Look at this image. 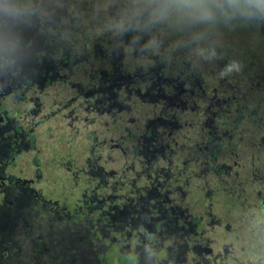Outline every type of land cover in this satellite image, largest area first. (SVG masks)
I'll use <instances>...</instances> for the list:
<instances>
[{"label": "flooded vegetation", "instance_id": "1", "mask_svg": "<svg viewBox=\"0 0 264 264\" xmlns=\"http://www.w3.org/2000/svg\"><path fill=\"white\" fill-rule=\"evenodd\" d=\"M164 2L108 0L114 29L105 32L96 15L81 33L84 41L70 49L74 61L70 56L64 63L53 61L40 75L69 82V75L61 76L59 70L74 69L89 58L101 69L96 83L70 81L77 93L63 106L72 129L85 128L79 125L83 123L105 131L90 129L95 145L72 174L76 180L86 165L88 186L73 204L82 201L86 222L95 213L116 219L124 212L134 215L135 226L126 224L130 230L121 219L96 228L100 236L94 250L102 248L114 264H264V0H214L208 4L211 17L197 19L199 24L174 8L161 14ZM233 60L241 71L221 77ZM89 67L85 69H95L93 63ZM81 98L84 102L73 109ZM239 171L241 179L221 187L226 192L220 196L222 210L217 215L204 210L200 202L219 194L207 189L209 181ZM124 182L130 185L124 188L130 190L125 201ZM0 184L6 185L4 176ZM154 206L161 213L160 226L143 230ZM237 207L242 253L207 229L216 223L225 240L228 235L237 239L230 226ZM137 208L144 217L140 230ZM144 232L156 237L145 239ZM122 248L125 260L118 255Z\"/></svg>", "mask_w": 264, "mask_h": 264}, {"label": "trees", "instance_id": "2", "mask_svg": "<svg viewBox=\"0 0 264 264\" xmlns=\"http://www.w3.org/2000/svg\"><path fill=\"white\" fill-rule=\"evenodd\" d=\"M76 1L80 9L73 17L67 14L63 1L60 2L59 6L65 10L64 12L58 8H56L57 11H53V7L46 8L45 5L38 8L36 1L31 2L32 6H27V0H0V3L17 4L21 10V15L15 19L10 18L9 20L0 15V67L6 66L7 69L5 70L13 76L11 80H4L3 73L0 74V79L6 81L2 84L0 82V113L4 115L3 118L7 119L5 120L6 124L9 123L10 116L7 113V107L3 104L5 94L11 92L17 93V96H22L23 93L21 94V92H26L29 85L34 81L28 75L20 76L23 71L22 68L27 65V61H31L30 67L28 66L27 69H38L39 66H44L45 62H48L49 68L53 61L56 64H58L59 59L62 63L66 62L67 56H70L71 62L74 61L73 52L75 50L70 49L84 41L85 35H81V33L86 32L95 23L96 18L95 9L89 8L86 0ZM50 9V13L45 12V10ZM41 12L50 19L42 18ZM53 13L58 15L55 27H53ZM34 17H37V20L34 19L33 26H43L42 31H39V28L33 34L36 42L39 41L37 42L39 43L38 48L31 46L33 44L31 41L21 40L17 30L20 21L25 19L27 24H32L31 21ZM63 18L65 20L61 21ZM14 54L15 57H13ZM45 74L46 71H39V75L44 76ZM48 78L49 75L45 80L47 85L50 83V78ZM36 125L38 122L33 121L25 129L15 123L13 131L6 129L2 133L1 136L7 139V145H0V176H4V178H6L5 176L8 178L12 176L13 173H8L7 165L9 163L14 165L15 156L26 152L27 149L34 148L36 140L34 128ZM6 156L8 159H5ZM36 173L40 175L41 171L37 169ZM11 185H7V189H5L6 185L0 184V191L3 190L2 195H6L0 199L3 201L0 202V264H81V261L86 258L88 260L86 264H114L109 260V254H103L102 248L99 247L96 251L94 250V243L100 236L96 228L102 227L103 223L115 224L119 219L123 221L124 228L129 229L126 224L135 226V223L131 221L134 215H130V212L129 214L124 212V215L117 219L98 216L95 213L91 216L92 219L88 218V222H86L85 213H82L84 211L82 201L73 204L62 195L58 198V202H53V205L48 202L47 197L38 198L37 194L31 193L33 191H30L31 199L28 197L22 201L15 198V200L8 199V196L12 197ZM122 188L124 191H122V200L125 201L128 199L126 197L130 195V190H124V188H130V185L128 182H124ZM38 192L41 193V191ZM151 192L155 195L154 190ZM139 196L137 195L138 201L143 199V197L138 198ZM128 202L126 201L125 204ZM139 204L145 205V201L139 202ZM7 206H11L12 209H7ZM150 210L151 212L144 220L143 230L160 226L162 221L161 213L155 206ZM137 211H139L137 224L140 230L142 226L140 221L144 217L140 216L141 210L139 208ZM132 213L134 212L132 211ZM165 228L166 225L163 224L162 229ZM138 229L135 228L134 230ZM121 233L123 236L126 234L124 230ZM145 235V239L156 237L154 233H146ZM126 253L131 254L129 250ZM124 254L122 248L118 255L123 260L126 258V254ZM111 257L114 258L113 255ZM117 264L120 263L117 262Z\"/></svg>", "mask_w": 264, "mask_h": 264}, {"label": "rangeland", "instance_id": "3", "mask_svg": "<svg viewBox=\"0 0 264 264\" xmlns=\"http://www.w3.org/2000/svg\"><path fill=\"white\" fill-rule=\"evenodd\" d=\"M36 1V7L41 8L45 5L46 8L53 7V11L55 8H60V2L63 1V6L69 16H75L79 11V4L76 0H27L28 5L32 6V3ZM89 4V8L95 9V15L100 14V19L96 22L97 24H104L105 32L107 30L114 29V24L111 20L108 19L107 15V2L108 0H87ZM120 1V0H117ZM32 2V3H31ZM26 6V7H27ZM65 10L61 9V12ZM46 13H50V10H45ZM42 18H47L48 16L45 13H40ZM64 14V13H63ZM103 14V15H102ZM99 16V15H98ZM58 15L53 13V19L57 18ZM34 17L31 21L32 24H27L25 19L18 23V35H20V39H25L27 42L31 41L35 48H38L39 41L36 42L35 38H33V34L37 29L39 31L43 30V26L34 27ZM10 20V18L7 17ZM50 19V18H47ZM196 19L197 18H192ZM65 18L61 19L64 21ZM26 23V24H25ZM201 23L197 20V24ZM32 25V26H31ZM93 25V24H92ZM34 39V41H33ZM43 51V50H42ZM15 57V54L13 55ZM30 58V57H27ZM89 58L85 63H76L74 64V69H60L59 74L61 76L69 75L67 81H73L75 83L85 82V84L90 83L93 84L98 79V62L90 60ZM50 62V60H49ZM31 61H27V65L23 67V71L20 76L24 77L25 75L30 76L34 81L29 85V88L26 92L23 93L22 96H17V93L8 92L5 94L3 99V104L7 107V113L10 118L8 119V124L5 123L6 118H3V114L0 113V145L3 146L7 143V139L3 138L1 135L7 129L9 131H13V126L15 123L20 125L23 128H28L31 122H38V125L34 128V134L36 136L34 148L27 149L26 152H22L19 155L15 156L14 162L12 165L9 163L8 173H13L12 176L6 177V188L7 183L12 184L11 189L15 191L16 200L22 201L30 191L31 193H35L38 195V198L47 197L48 202L53 205V202H58L59 197L65 196L69 202L73 203L74 198L78 197L81 193V190L88 186V172L86 171V165L84 167V172L78 174L74 180L72 178V174L74 175L75 171L83 167V164L87 157H89L88 147L93 146V140L91 139L90 129H94L95 132L100 131V133H104L103 128L86 126L83 123H79L81 126H85V128H74L72 129L69 124V117L67 114V110L64 111V104L69 102L70 96H74L76 92L75 86H71L69 82H63L60 80H54L53 74L49 76L50 83L47 85L45 78H40L39 71H47L48 62H45L44 66H39L38 69H27ZM95 66V69H85L90 68V64ZM30 67V66H29ZM5 69L6 66L0 67V74L3 73V79L7 80L13 77L10 75ZM34 71V72H33ZM38 73V74H37ZM69 73V74H68ZM64 74V75H63ZM91 76H94L93 79H90ZM2 78L0 79L1 84L3 82L6 83ZM72 82V83H73ZM96 83V82H95ZM9 90V87H8ZM84 100L81 98L80 100H75V104L83 103ZM59 110V112H58ZM56 111L58 113H56ZM54 114V115H53ZM74 125L78 126V123ZM108 136V135H107ZM106 137V136H105ZM108 143L109 139L106 137ZM96 143V141H95ZM7 145V144H6ZM5 145V146H6ZM9 145V144H8ZM102 153V151L96 150L95 153ZM94 153V154H95ZM8 159V156L5 159ZM104 159V158H103ZM39 169L41 174L38 175L36 170ZM238 181L241 179V172L239 171L236 176L232 175L230 177H214L209 181V185L207 189H214L219 194L218 196H214V199H210V201L200 202L201 206L204 210H208L209 213H214L217 215L219 210H222L220 207V196L226 194L225 191H221L222 186H227L228 183H231L232 180ZM203 182L201 181L200 188H202ZM38 191H41L38 192ZM221 191V192H220ZM59 192L60 195H59ZM202 195V194H201ZM6 195H0V199H3ZM8 199H13L14 197L8 196ZM0 202H3L0 200ZM223 202V201H222ZM192 207L198 209L199 203L192 202ZM12 209L11 206H7V209ZM241 209L237 207L236 211L231 214L233 221L231 222V227L234 229L233 233L238 235L237 239H232V235H228L227 239L223 237V233L220 229H217V224H209L208 230H212L211 233H217L223 241L232 242L236 246V250L238 253H242L243 245H242V230H241V222L240 219L242 217V213L239 212ZM206 222V219H205ZM207 223V222H206ZM250 237L254 238V235ZM241 238V240H238ZM209 256L212 258V253ZM264 253V249L262 250ZM259 250L253 251L252 254L257 255ZM250 258H253L250 256Z\"/></svg>", "mask_w": 264, "mask_h": 264}, {"label": "clouds", "instance_id": "4", "mask_svg": "<svg viewBox=\"0 0 264 264\" xmlns=\"http://www.w3.org/2000/svg\"><path fill=\"white\" fill-rule=\"evenodd\" d=\"M230 2V0H229ZM214 3V0H165L160 8V13L165 14L169 9L174 8L177 12H184L185 14L197 19H208L212 15V9L208 4ZM264 12V8L260 9ZM0 15L15 19L21 15V10L17 4L0 3ZM242 65L238 61H231L226 68V71L221 72V77L232 72H240Z\"/></svg>", "mask_w": 264, "mask_h": 264}]
</instances>
